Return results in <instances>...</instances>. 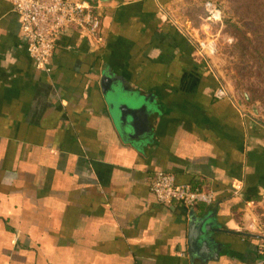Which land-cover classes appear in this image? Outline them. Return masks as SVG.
<instances>
[{
  "label": "crops",
  "instance_id": "crops-1",
  "mask_svg": "<svg viewBox=\"0 0 264 264\" xmlns=\"http://www.w3.org/2000/svg\"><path fill=\"white\" fill-rule=\"evenodd\" d=\"M170 3H99L101 45L68 30L46 75L0 0V264H261L264 126L214 98L211 58ZM134 96L144 106L122 123ZM156 172L216 200L160 205ZM190 211L216 230L192 258Z\"/></svg>",
  "mask_w": 264,
  "mask_h": 264
},
{
  "label": "built area",
  "instance_id": "built-area-1",
  "mask_svg": "<svg viewBox=\"0 0 264 264\" xmlns=\"http://www.w3.org/2000/svg\"><path fill=\"white\" fill-rule=\"evenodd\" d=\"M19 23V35L24 43L27 56L34 68L46 75L51 72V59L60 38L68 30L74 29L80 35L101 45V21L98 15L99 2L86 0H7ZM204 34L210 25L221 23V11L212 2L204 4ZM208 36V35H207ZM191 39L196 55L201 59L211 58L217 47L213 38ZM216 99L233 100L223 85L214 92ZM150 191L156 201L163 206L178 204L192 209L197 205H212L215 193L203 186L177 183L167 172H156L150 181ZM257 255L264 264V238L257 245Z\"/></svg>",
  "mask_w": 264,
  "mask_h": 264
},
{
  "label": "rangeland",
  "instance_id": "rangeland-1",
  "mask_svg": "<svg viewBox=\"0 0 264 264\" xmlns=\"http://www.w3.org/2000/svg\"><path fill=\"white\" fill-rule=\"evenodd\" d=\"M207 1L221 11V23L210 25L208 36L203 22ZM165 14L185 33L214 39L211 67L221 85L249 118L264 126V0H171Z\"/></svg>",
  "mask_w": 264,
  "mask_h": 264
},
{
  "label": "water",
  "instance_id": "water-1",
  "mask_svg": "<svg viewBox=\"0 0 264 264\" xmlns=\"http://www.w3.org/2000/svg\"><path fill=\"white\" fill-rule=\"evenodd\" d=\"M95 1L99 3H107L113 0H95ZM101 82L103 87H105V85L106 86L110 85L112 83V80L106 77H102ZM129 103L130 105H133L135 109L129 108L126 105L119 106L122 123L126 122L125 117H127L128 115L134 119L135 115H133V113L135 114L136 112H140V110H142V107L144 106V104H142L140 99H138L136 96L131 97ZM187 216H189L187 246H188L189 256L192 258L193 255H197L199 253L200 245H202V247L204 246L208 248L209 241L211 240V238H209L208 235L210 232H214L216 230L211 227V224L208 223L207 218H200V217L198 218L193 211H190ZM199 257L204 258L203 256H199Z\"/></svg>",
  "mask_w": 264,
  "mask_h": 264
},
{
  "label": "trees",
  "instance_id": "trees-1",
  "mask_svg": "<svg viewBox=\"0 0 264 264\" xmlns=\"http://www.w3.org/2000/svg\"><path fill=\"white\" fill-rule=\"evenodd\" d=\"M244 39H245V37H244ZM245 40H247V39H245Z\"/></svg>",
  "mask_w": 264,
  "mask_h": 264
}]
</instances>
